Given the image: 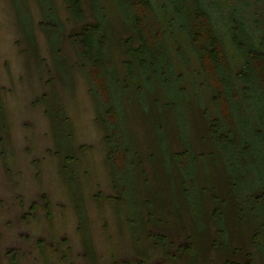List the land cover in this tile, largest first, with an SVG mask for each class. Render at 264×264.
Segmentation results:
<instances>
[{"label": "trees", "instance_id": "trees-1", "mask_svg": "<svg viewBox=\"0 0 264 264\" xmlns=\"http://www.w3.org/2000/svg\"><path fill=\"white\" fill-rule=\"evenodd\" d=\"M36 1L42 15L37 23L29 0H11L20 30L16 43L22 53L26 48L39 59L35 28L40 29L54 69L71 88L67 46L73 50L104 131L109 175L117 192L115 210L120 217L125 213L138 241L137 253L148 252L146 246L139 247L142 235L160 241L151 242L153 246L168 245L165 234L152 235L148 228L162 225L168 216L161 192L153 190L157 162L173 188L169 206L175 217L190 212L191 221L179 218L178 223L195 245L210 249L226 244L222 250L230 252V212L225 207L234 193V206L242 199L246 217L261 220L248 230L264 253V0H63L68 18L83 23L71 34L65 33L55 0ZM48 84L50 92L40 99L46 105L59 171L72 189L78 229L93 261L72 121L63 113L53 86L57 83L50 77ZM8 126L0 87V130L6 136ZM217 161L228 191L219 192L211 183L210 167ZM42 198L50 215L49 198ZM242 217L235 213L236 220ZM209 219L215 246L213 239L206 240Z\"/></svg>", "mask_w": 264, "mask_h": 264}, {"label": "rangeland", "instance_id": "rangeland-1", "mask_svg": "<svg viewBox=\"0 0 264 264\" xmlns=\"http://www.w3.org/2000/svg\"><path fill=\"white\" fill-rule=\"evenodd\" d=\"M55 1L65 23V33L79 32L83 23L68 18L63 0ZM29 4L37 23L42 17L37 1L29 0ZM15 15L11 0H0V87L9 121L8 136L0 130V264H222L227 259L233 264H264V253L257 250L259 240L248 230L262 222L246 217L242 199L234 206L237 203L234 193L226 199L225 207L230 212L226 219L232 241L230 252L223 251L225 243V246L210 249L195 245L191 234L179 228L178 223L179 218H185L186 222L192 220L187 217L189 210L181 213L182 217H175L177 212L169 206L173 188L160 162H157L159 177L153 183V190L158 188L161 192V202L165 205L162 209L168 216L164 217L162 225L148 228L152 235L165 234L168 245L153 246L151 242L160 241L142 235L139 247L146 246L148 252L138 254L135 248L138 241L130 233L125 213L122 210L120 217L115 210L117 192L109 175L104 131L97 124L96 103L73 50L67 46L66 53L73 66L71 88L54 69L48 43L40 29L35 28L39 59L33 58L26 48L25 52L20 51L22 46L16 43L20 30ZM50 77L57 83L53 86L61 96L63 113L73 125L72 140L76 146L73 152L79 161L78 176L91 231L94 262L78 229L72 189L61 177L46 105L40 99L45 92H50ZM144 142L146 145L147 141ZM81 145L84 146L78 149ZM175 147L179 148V144ZM221 169L217 161L209 171L211 183L219 192L220 189L228 191V182L221 176ZM43 195L49 198L50 215L44 208ZM181 202L179 199V206ZM120 206L123 209V204ZM211 208L203 212H210ZM237 211L243 214L240 220L235 219ZM196 222L200 237V221ZM208 229L206 240L211 243L213 239L215 246L218 240L210 219Z\"/></svg>", "mask_w": 264, "mask_h": 264}]
</instances>
